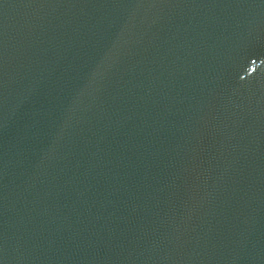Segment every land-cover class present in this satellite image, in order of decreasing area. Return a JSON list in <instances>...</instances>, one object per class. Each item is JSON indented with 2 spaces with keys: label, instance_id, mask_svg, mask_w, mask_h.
Instances as JSON below:
<instances>
[{
  "label": "water",
  "instance_id": "water-1",
  "mask_svg": "<svg viewBox=\"0 0 264 264\" xmlns=\"http://www.w3.org/2000/svg\"><path fill=\"white\" fill-rule=\"evenodd\" d=\"M264 99V0H0V171L103 129Z\"/></svg>",
  "mask_w": 264,
  "mask_h": 264
}]
</instances>
